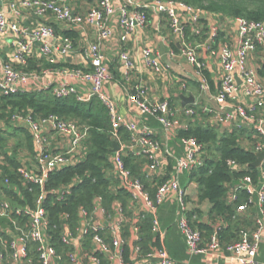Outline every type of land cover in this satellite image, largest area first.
Wrapping results in <instances>:
<instances>
[{
  "label": "built area",
  "instance_id": "1",
  "mask_svg": "<svg viewBox=\"0 0 264 264\" xmlns=\"http://www.w3.org/2000/svg\"><path fill=\"white\" fill-rule=\"evenodd\" d=\"M0 1L3 6L0 9V37L13 36L10 59L6 61L0 55V91L5 95L27 91L30 83L43 81L51 72V69H44L41 73L25 70L37 44L41 54L53 63L74 50L71 37L60 39L52 26L41 22L45 16L51 14L58 21L75 24L79 28L88 24L95 29L97 40L86 49L91 68L58 70L62 75L89 84L91 95L80 94L65 80L55 88L42 87L39 91L51 89L58 97L75 96L81 102L97 97L105 104L111 117L114 141L119 145V150L109 156L111 167L105 170L106 176L116 178L119 192H127L129 198L128 207L118 198L108 208L105 197L95 195L90 208L80 207L75 227L71 226L69 213L61 214L59 238L63 250L60 251L53 242L52 228L57 225H52L49 218L47 198L53 194L60 202L67 200L83 177L76 176L57 188H50L49 183L53 173L75 166L84 159L88 127L56 114L36 117L31 112H11L8 116L10 125L28 130L35 145L33 154L25 152L22 155L16 174L29 192H33L34 187H38L39 192L33 205L15 203L13 197L0 198V264H189L175 259L165 244L167 233L162 228L159 208L172 198L177 203L176 221L191 256L225 250L241 264H259L257 257L264 243V160L256 167L259 170L257 180L247 174L229 184L228 198L231 202L236 203L241 194L247 196V201L237 206L239 214L251 208L257 210L254 227L243 231L239 239L224 244L220 232L225 222L220 220L213 233L205 239L202 230L194 226L190 218L188 188L182 184L181 176L205 165L206 145L195 136H184L181 138L183 154H175L169 146H164L150 127H142L120 115L116 101L104 90V83L111 75L102 44L113 36L112 20L117 18L122 30L121 38L127 41L131 33L147 25L146 10L136 5L135 0H127L121 5L116 0H99L86 14H78L72 0ZM152 4L159 12L168 14L180 55L202 76V89H209L210 83L203 73L207 62L200 56L201 49H206L219 60L222 75L214 96L219 109L205 106L199 110L192 105L176 109L168 98L151 100L148 85L139 82L129 97L141 115L155 117L166 137L171 138L176 137L177 130L183 127L178 113L189 117L199 113L213 114L214 120L228 128L227 131L243 129L249 133L250 137L242 141V147L255 154L264 151V80L258 73L259 61L255 60L260 46L263 48L260 57L264 60V22L220 15H214L212 21L201 8L175 0H152ZM28 14L37 18L33 25L20 21ZM226 22L234 26L231 39L224 31ZM206 30L207 37L203 40ZM222 32H225L224 37ZM142 55L154 73L163 72V54L160 51L147 47ZM120 59L124 78L129 80L135 63L127 51L121 52ZM122 127L129 132L128 140L120 134ZM7 152L9 156L13 155L11 149ZM130 155L144 160L142 176L135 175L127 166L125 158ZM167 157L174 159L170 170ZM8 163L6 151L0 145V168ZM227 165L232 171L245 167L235 159H228ZM143 177L160 178V183L154 184V193ZM5 183L21 200H26L19 186L8 176ZM111 184L109 190L114 193ZM147 215L153 218L152 231L158 236L160 245L145 251L138 243L139 222ZM127 228L134 232L132 241L125 234ZM126 247H129L128 255Z\"/></svg>",
  "mask_w": 264,
  "mask_h": 264
},
{
  "label": "trees",
  "instance_id": "2",
  "mask_svg": "<svg viewBox=\"0 0 264 264\" xmlns=\"http://www.w3.org/2000/svg\"><path fill=\"white\" fill-rule=\"evenodd\" d=\"M184 2L188 5L201 8L205 13L220 15L228 18L246 17L251 20L264 22V0H175ZM65 36L75 38L77 33L67 30L63 32ZM225 32L221 36L224 37ZM178 49L177 46H175ZM263 48L260 46L256 55H262ZM32 67V66H31ZM30 67V68H31ZM258 73L264 80V60L259 61ZM204 76L214 86V80L208 70H203ZM196 87L199 83L192 82ZM179 102L180 99L177 98ZM173 104V101H172ZM192 107L196 105L192 104ZM18 110L24 113H33L36 117H44L50 114H56L67 120H74L81 126L88 127V138L86 140V155L84 159L65 169H60L52 174L49 183L50 188H57L61 184L69 183L76 176L83 177L75 187L73 194L67 200L60 202L53 194H49L46 206L50 213L54 239L53 242L61 251L63 245L59 238L61 230V214H70V223L72 227L78 222V214L81 206L90 208L95 195L105 197V205L110 208L115 199L121 198L125 207L129 206L128 193L120 190L119 194L112 193L109 190L111 179L107 178L105 170L111 167L109 156L113 147L114 138L112 135V122L109 111L105 104L97 97L88 102H81L75 96L61 98L56 96L51 89L40 91H19L17 93L5 95L0 91V145L6 151V158L9 165L0 168V198L13 197L15 203L22 205H31L39 192L38 187H34L33 192H29L19 180L16 170L22 163V155L25 151L33 154L35 145L31 133L25 128L12 127L8 122V116L11 112ZM120 134L125 140L129 139V132L125 128H120ZM248 132L243 129L225 131L221 133L216 126L206 124L191 125L188 130L181 129L179 137L195 136L204 143L207 148L206 163L199 169L194 170L190 177L197 183V195L200 202L209 201L212 203L209 219L224 221L225 226L220 232V238L223 242L229 243L236 240L245 229L250 227L252 221L250 218L242 217L237 212V206L247 201V196L241 194L239 200L233 203L228 198L229 184L237 182L241 177L251 174L256 180L259 177V170L253 166L256 160V154L252 150L242 147L241 143L248 136ZM11 139L14 143L11 145ZM8 149L13 151L9 156ZM228 159H235L238 163L244 165L243 169L232 171L227 165ZM127 166L135 175L142 176L144 160L132 155L125 158ZM172 167V164H170ZM9 177L14 184H17L25 195L26 200H21L16 192L9 189L5 183L6 177ZM147 187H151L150 179L144 178ZM155 192L154 189L151 190ZM175 203L171 202L162 206L160 209L163 214V223L169 230L166 244L170 250L177 255L182 242V235L177 230L174 223ZM249 211V210H248ZM191 217V216H190ZM151 215H147L139 222L141 244L145 251L154 246H159L160 241L152 231ZM193 225L200 228L207 238L214 231V225L211 222L196 219L192 220ZM247 224V225H244ZM249 224V225H248ZM129 247H126L128 255Z\"/></svg>",
  "mask_w": 264,
  "mask_h": 264
},
{
  "label": "crops",
  "instance_id": "3",
  "mask_svg": "<svg viewBox=\"0 0 264 264\" xmlns=\"http://www.w3.org/2000/svg\"><path fill=\"white\" fill-rule=\"evenodd\" d=\"M126 1L127 0H116V3L118 5H121ZM98 2L99 0H72L71 4L78 14H86L92 7L96 6ZM135 3L136 5H139L141 8H144L146 10L148 14V23L144 28L137 29L136 31L131 33L127 41H123L121 38L122 30L118 24L117 18H114L112 20L111 25L114 31L113 36L110 39L104 41L102 44L103 50L106 54L105 61L111 75V78L104 83V90L116 101L117 110L120 115H122L126 120L138 122L142 127H150L153 132L157 134L158 138L161 139L164 146H169L175 152V154L181 155L183 154L181 138L179 137V131L181 129L188 130L191 125L206 124L216 126L218 130L223 133L227 131L228 128L218 124L214 120L213 114L199 113L194 117H189L183 115V113L180 112L178 113V116L182 121L183 127L177 130L176 137L167 138L164 131L162 130V127L160 126V123L155 117L150 115H141L137 106L130 99L129 93L134 92V88L139 82H144L149 87V96L153 101H159L168 98L170 99L171 104L173 101L172 106L174 108H184L182 106L181 95H193L196 98V102L193 103V105H196L197 109L200 110L205 106L219 109V105L215 101L214 96L219 88V82L222 75L221 64L219 60L211 56L206 49H201L200 56L207 62V68L205 70H208L211 73V77L214 80V86L209 82L210 88L207 90L202 89V76L198 74L196 68L192 64H190L185 58L180 55V47L179 45H177V37L173 34L170 28V20L168 14L165 12H159L153 6L152 0H135ZM2 7L3 6L0 3V9ZM213 16L214 15L209 14L208 19L213 21ZM36 20L37 18L30 14L26 15L24 19H20V21H24L26 24L30 25H33ZM41 22L47 23L48 25L52 26L60 39L65 36L63 32L67 30L77 33V36L75 38H72L74 41V50L65 58H58V60L54 63L43 56L40 52L39 44L36 45V48L30 59L29 66H27L25 70L41 73L44 69H51V72L43 81L30 83L27 91H39V89L42 87L52 89L58 86L61 81L65 80L68 81L71 85L75 86L80 94H83L85 96L91 95L89 84L81 82L80 80H76L71 76L62 75L58 70L64 68H82L84 70H88L91 68L90 61L86 56V49L91 43L97 40V33L95 29L88 24H85L83 25V27L79 28L75 24L58 21L51 14L45 16L41 20ZM233 30L234 26L231 25V23H224V31L229 34L230 39L232 36L231 32ZM206 37L207 30L203 40H205ZM12 40V35L0 37V55L6 61L10 59L12 54ZM175 46H177L178 49H176ZM147 47L154 48V50H158L163 54L162 62L164 65V70L162 73H154L152 71V68L147 66V64L145 63L142 52ZM122 51H127L135 63L129 80H126L124 78V73L122 70L123 64L120 59V54ZM255 60L261 61V57L257 56ZM206 79L208 80L207 77ZM194 81L199 83L198 87L192 84V82ZM183 85H186V87H184ZM177 98L180 99L179 102L177 101ZM190 105L192 104H189V106ZM185 126H188V129H186ZM166 162L168 163V170L172 169L174 165V159L167 157ZM170 164H172V167ZM183 175H188L190 177V174L188 173H184ZM182 176L181 182L185 187L188 188V202L190 207L189 215L191 216V220H196L198 218L206 222H211V224L215 226L217 221L215 223L213 219H209L212 203L207 200L200 202L197 195V183L190 177L188 183L184 184ZM111 180L113 181L111 186L114 193L119 192L117 179L112 177ZM150 181H153V183L151 184V187L149 189L156 190L154 184L160 183L161 180L159 177H155L150 178ZM191 181L195 183H191ZM171 202L175 203L174 223L180 233L176 221V201L172 198L166 201L162 206H165L166 204ZM162 206L159 208V217L161 219L162 228L167 233V240L169 230L166 226H164L163 223V214L160 210ZM241 215L242 217L244 216L246 218H250V222L252 221V223L250 224L251 226L248 227V229L253 228L257 210L255 208H251L249 209V211L244 212ZM125 231V234L132 241L135 238L133 230L131 228H127ZM240 236L241 235H239L237 239H239ZM204 237L205 239H208L207 236ZM182 238L183 239L179 247L180 251L177 255H174V252L170 250L168 244H166L165 241L166 247L168 248L170 254L179 261L189 264H241L225 250L211 251L208 254L191 256L188 253L187 243L183 235ZM224 244H226V242H224ZM257 259L259 261V264H264V243L261 246Z\"/></svg>",
  "mask_w": 264,
  "mask_h": 264
},
{
  "label": "water",
  "instance_id": "4",
  "mask_svg": "<svg viewBox=\"0 0 264 264\" xmlns=\"http://www.w3.org/2000/svg\"><path fill=\"white\" fill-rule=\"evenodd\" d=\"M0 3H1V1H0ZM239 81H241V80H239ZM181 99H182V106L183 107L196 102V98L193 95L187 96V95L182 94ZM117 150H119V145L116 141H114L111 152H115ZM263 160H264V151L257 153L256 154V160L253 163V166L259 167Z\"/></svg>",
  "mask_w": 264,
  "mask_h": 264
},
{
  "label": "rangeland",
  "instance_id": "5",
  "mask_svg": "<svg viewBox=\"0 0 264 264\" xmlns=\"http://www.w3.org/2000/svg\"><path fill=\"white\" fill-rule=\"evenodd\" d=\"M11 145L14 143V140L13 139H11ZM182 180H183V183L185 184H187L188 183V181L190 180V177L188 176V175H183L182 176Z\"/></svg>",
  "mask_w": 264,
  "mask_h": 264
}]
</instances>
